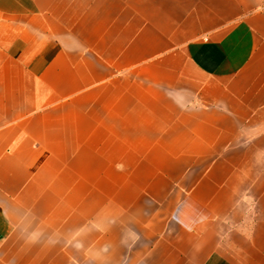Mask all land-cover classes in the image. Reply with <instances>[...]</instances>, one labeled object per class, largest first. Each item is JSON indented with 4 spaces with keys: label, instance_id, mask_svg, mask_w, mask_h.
I'll list each match as a JSON object with an SVG mask.
<instances>
[{
    "label": "crops",
    "instance_id": "obj_1",
    "mask_svg": "<svg viewBox=\"0 0 264 264\" xmlns=\"http://www.w3.org/2000/svg\"><path fill=\"white\" fill-rule=\"evenodd\" d=\"M0 264H264V0H0Z\"/></svg>",
    "mask_w": 264,
    "mask_h": 264
}]
</instances>
